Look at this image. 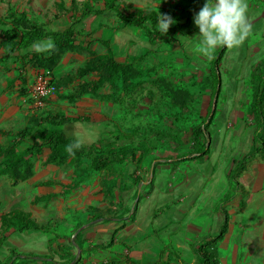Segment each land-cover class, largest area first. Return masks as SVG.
<instances>
[{
  "label": "rangeland",
  "instance_id": "rangeland-1",
  "mask_svg": "<svg viewBox=\"0 0 264 264\" xmlns=\"http://www.w3.org/2000/svg\"><path fill=\"white\" fill-rule=\"evenodd\" d=\"M175 1L0 0V29L9 25L13 10L25 12L38 25L64 29L72 24L74 17L80 18L87 8L97 11L114 7L126 15L143 10H153L159 14L162 8H169ZM246 3L250 34L240 46L228 48L220 62L221 91L216 100V117L206 129L211 134L213 147L218 140H225L226 150L232 153L238 148L237 143H242L238 159L253 148L251 136L247 137V141H237L238 126L243 125L242 130L248 135L254 130L249 106L255 85L264 73V0H246ZM75 32L71 39L73 43L57 58L43 62L44 65L34 62L37 69L49 67L56 74L58 93L45 108L30 112L20 99V111L10 113L11 98H23L26 89L23 90L22 86L17 90L0 88V152L11 150L18 153L19 176L26 177L23 180L18 177L17 183H14L8 173L0 171V221L8 212L22 210L42 227L39 231L25 232L13 227L0 234V238H5L3 245H0V260L4 263L13 258L14 264H36L25 258L30 253L48 254L63 264L73 262L75 251L59 255L47 249L48 242L53 239L77 242L75 236L81 234L83 226L93 219L108 216L110 209L122 210L123 193L140 181L142 175L139 173L147 171L148 178L154 168L153 177L157 178L159 168L156 167L160 165L167 169L169 164L176 162L189 174L187 168L194 170L197 169L196 165H208L204 158L178 160L195 152L197 142H203L195 138L194 132L208 115L214 92L212 63L218 48L211 58L189 51L187 45H198L199 38L194 37L198 29L194 24L183 33L150 39L145 30L122 27L119 19L109 13L105 16L94 13L87 15L75 27ZM3 40L17 42L16 37H5L0 33V42ZM108 47L114 51L116 60L131 65L134 73L122 75L114 82H104L97 93L74 101L65 99V96L74 94L80 85L106 78L104 70L92 72L86 77H81L79 72L93 59L104 57ZM5 54L6 51L1 49L0 57ZM5 63L12 67L11 61ZM21 63L27 65L29 61ZM1 97L5 99L1 100ZM224 108L229 111L227 117L232 125L223 130L227 131L226 135L215 133ZM48 114L72 120L62 128L80 144H94L100 153L112 161L110 169L95 171L88 159L66 158L61 164H54L49 161L50 150L47 149L37 156L27 155L26 148L39 141L35 138L20 140L18 132L26 127L36 131L38 123ZM129 150L134 151L136 158L127 155ZM257 156H262V153L254 155L249 160L250 165L254 164L252 161ZM2 159L0 153V162ZM220 163L223 181L218 185V190L226 189V175L233 165L230 157ZM219 168L215 167L217 171ZM159 170L166 177L170 173L163 168ZM252 172L253 169L248 167L244 176L250 179ZM239 180L245 184L242 176ZM44 182L50 185L41 186ZM152 185L145 186L143 192L137 194L130 207L131 212L139 198L142 202L145 192L152 191ZM228 187V191H236L230 180ZM238 191L232 199L236 197L243 209L241 202L243 198L246 201L247 196L243 194L239 197L243 189L239 188ZM51 194H54L53 198L45 199ZM36 197L41 200L35 202ZM262 248L261 255L264 257ZM91 251L89 247L81 251L80 261L83 264H88ZM219 252L221 257L225 255V252ZM89 264L104 263L90 260ZM252 264H264V258L257 257Z\"/></svg>",
  "mask_w": 264,
  "mask_h": 264
},
{
  "label": "crops",
  "instance_id": "crops-1",
  "mask_svg": "<svg viewBox=\"0 0 264 264\" xmlns=\"http://www.w3.org/2000/svg\"><path fill=\"white\" fill-rule=\"evenodd\" d=\"M32 52H36L32 47L26 52H16L8 60L12 67L5 61H0V88H29L35 72L39 70L34 65ZM27 61V65H21V62ZM2 99L5 98L1 97ZM20 99L11 98L8 108L10 113L20 111ZM223 110V117L219 118L215 133L226 135L227 131L223 130L232 125L227 117L229 111L225 108ZM238 127L240 130L237 141L251 136L252 145L254 130L248 135L242 130L243 125ZM224 141L218 140L214 147L211 143V154L204 158L208 165H196L197 169L194 170L187 168L191 174L185 173L184 167L176 162L169 164L167 169L164 165L156 167L168 170L170 173L167 177L159 169H156L157 178L153 177V170L149 172L148 178L147 171L139 173L142 175V178L139 176L140 181H136L132 189H126L123 193L122 210L110 209L108 216L93 219L83 226L81 234L75 236L78 244L74 240H70L71 243L58 241L65 245L64 253L75 251V261L66 264H75L76 261L77 264H83L80 253L88 247L92 250L88 264L90 260L104 264H201L198 249L220 230L224 222L221 208L228 212L229 225L226 236L216 248L220 264H252L257 257L264 258L261 255L264 247V150L262 156H257L252 161L254 164L249 163L250 166H247L242 175L245 184L240 181L243 191L239 197L243 194L247 196L246 201L243 198L244 208L240 207V201L237 202L236 197L220 208L219 204L229 189L227 180L226 189L218 190V185L223 181L220 162L227 157L232 158V161L238 159L237 155L242 147V143H237L238 148L230 153L226 150ZM215 167L220 168L217 171ZM248 167L253 169L251 180L244 176ZM151 185L152 191H146L143 201L140 202L139 198L131 212L130 207L137 194L143 192L145 186ZM219 250L225 252L223 257Z\"/></svg>",
  "mask_w": 264,
  "mask_h": 264
},
{
  "label": "trees",
  "instance_id": "trees-1",
  "mask_svg": "<svg viewBox=\"0 0 264 264\" xmlns=\"http://www.w3.org/2000/svg\"><path fill=\"white\" fill-rule=\"evenodd\" d=\"M203 2L204 0H176L169 8H162L160 14H168L173 20V23L170 24L166 34L157 30L156 21L159 14L153 10H143L131 15H126L114 7L97 11L87 8L82 12L80 18L74 17V22L66 29L50 30L45 25L36 24L25 12H18L10 8L13 10L10 16V23L9 25H4L0 29V33L5 37H16L17 42H10L7 40L0 42V50L3 49L6 51V54L0 57V61H8L14 57V54L18 51L26 52L31 48L34 41L46 39L48 37L54 41V48L50 51L41 53L32 52L31 56L34 59V62L38 63L52 61L54 58H57L59 54L68 47V45L73 43L71 39L76 35L75 27L81 23L84 17L92 13L99 16H105L107 13L111 15L113 14L119 19L122 27L143 29L146 31L150 39L164 37L168 34L183 33L193 24L192 17L202 6ZM227 50L228 48L226 47H218L212 63V69L214 71V92L211 96L212 101L205 122L198 126L194 132L195 138L198 140L202 139L203 142H197L198 149L195 152L181 157L178 160L180 162L185 160L202 159L211 154L210 144L212 138L211 134H209L206 129L210 126L214 117H216V100L221 91V78L218 73V67ZM42 65H44V63ZM43 69L50 68L45 67ZM102 70L106 73V78L82 84L74 94H70L64 98L74 101L84 95L97 93L103 87L104 82H114L122 75L129 76V74L134 73L131 65L123 64L116 60L114 51L110 47H108L107 54L104 57H97L90 61L87 67L79 72V75L81 77H86L92 72ZM255 86V91L249 106V115L253 118L254 122L253 148L250 152L244 155L243 158L232 161L233 165L226 176L228 177V181L230 180L231 183H234L236 191H228V194L219 204L220 208L222 204L232 200L238 189L242 187L239 178L247 169L249 160L254 155H258L264 150V73L259 77ZM23 96H26V92ZM71 122L72 120L61 115L48 114L38 123L39 128L36 131L31 127H26L19 131L18 138L20 140L35 138L36 141H39V143L29 145L26 148L25 153L27 155L37 156L44 149H47L50 150L49 161L54 164H61L66 158L88 159L91 160V166L95 171L109 170L112 161H110L109 157H106L102 152L100 153L94 144L90 146L81 144V147L78 150H74L72 154H69L68 151H66L65 145L72 140H76V138L69 136L62 127ZM0 153L3 155V159L0 162V171L8 173L12 177L14 183H17L18 177H20L21 180L25 179L26 177L22 175L19 176L18 172L20 166L19 154L11 150L1 151ZM126 153L132 158H136L134 151L129 150ZM167 161L168 160H164L163 162ZM152 174H154V168ZM40 185L48 186L50 183L44 182ZM53 197L54 194H51L45 199H51ZM40 200V197L35 198V202ZM241 204L244 207L245 203L243 201ZM221 211L224 215V222L222 223L220 230L217 234L210 236L209 240L198 249L201 264H220L216 248L218 243H220L226 236L229 225L228 212L223 208H221ZM0 222V234H4L13 227H16L20 232L39 231L42 228L22 210H12L8 212L2 216ZM0 241H2L0 245H3L5 238L2 236ZM48 249L53 253L62 255L64 253L65 245L60 244L57 239H53L48 242ZM25 258L32 260L36 264H63L55 261L47 255H34L30 253L25 255ZM14 261L13 258H10V261L7 263L0 260V264H14Z\"/></svg>",
  "mask_w": 264,
  "mask_h": 264
},
{
  "label": "clouds",
  "instance_id": "clouds-1",
  "mask_svg": "<svg viewBox=\"0 0 264 264\" xmlns=\"http://www.w3.org/2000/svg\"><path fill=\"white\" fill-rule=\"evenodd\" d=\"M198 29V45L189 44V51L203 57L211 58L218 47L233 48L240 46L249 36L251 26L247 19L246 0H204L202 6L192 17ZM172 18L168 14L157 17V30L166 34ZM31 47L38 53L54 48V41L46 39L34 41ZM81 147L79 140H72L65 145L66 151L72 154Z\"/></svg>",
  "mask_w": 264,
  "mask_h": 264
},
{
  "label": "built area",
  "instance_id": "built-area-1",
  "mask_svg": "<svg viewBox=\"0 0 264 264\" xmlns=\"http://www.w3.org/2000/svg\"><path fill=\"white\" fill-rule=\"evenodd\" d=\"M58 88L56 85V74L50 69H39L35 72L33 82L26 90V96L21 102L29 110H40L56 97Z\"/></svg>",
  "mask_w": 264,
  "mask_h": 264
}]
</instances>
